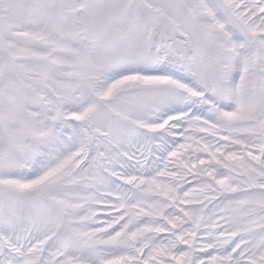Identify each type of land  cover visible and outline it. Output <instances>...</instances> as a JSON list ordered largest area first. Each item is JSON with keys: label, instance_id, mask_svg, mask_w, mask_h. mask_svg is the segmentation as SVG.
Segmentation results:
<instances>
[{"label": "snow or ice", "instance_id": "1", "mask_svg": "<svg viewBox=\"0 0 264 264\" xmlns=\"http://www.w3.org/2000/svg\"><path fill=\"white\" fill-rule=\"evenodd\" d=\"M0 264H264V0H0Z\"/></svg>", "mask_w": 264, "mask_h": 264}]
</instances>
